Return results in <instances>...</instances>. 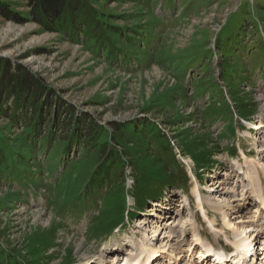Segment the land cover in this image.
Returning a JSON list of instances; mask_svg holds the SVG:
<instances>
[{"label":"rangeland","instance_id":"obj_1","mask_svg":"<svg viewBox=\"0 0 264 264\" xmlns=\"http://www.w3.org/2000/svg\"><path fill=\"white\" fill-rule=\"evenodd\" d=\"M4 1L28 15L27 0ZM92 1L135 53L0 15V56L40 74L53 95L43 99L44 120L31 107L22 114L36 121L27 131L13 112L0 114V264H101L103 255L111 264L135 243L176 244L177 236L182 256L154 252V264H201L194 215L203 241L231 251L233 229L214 210L205 218L194 189L219 203L255 196L257 175L251 184L236 172L247 170L241 151L264 163V130L249 134L264 114V0ZM66 107L82 119V137L97 140V132V144L73 138L61 151ZM117 122L137 123L126 144L106 140ZM33 149L37 156L27 158ZM239 205V215L228 213L234 225L262 224L252 200Z\"/></svg>","mask_w":264,"mask_h":264},{"label":"trees","instance_id":"obj_2","mask_svg":"<svg viewBox=\"0 0 264 264\" xmlns=\"http://www.w3.org/2000/svg\"><path fill=\"white\" fill-rule=\"evenodd\" d=\"M26 7L29 11L28 15L14 10L11 3L0 0V15L20 24L33 21L39 24L43 31L57 32L63 29L64 34L67 36L71 35V37L84 33L91 42H96L100 38H107L106 42L111 45L110 47H114L117 52L121 51L128 56L135 53V46L126 44L123 39L125 30L121 29L122 27L113 25L108 20L107 14L95 6L92 0H27ZM131 30L135 32L134 29ZM47 94L53 97L51 89L44 83L40 74L32 73L27 67L15 65L10 58L0 56V114H3L5 108L9 112H13L11 114L17 116L18 121L27 123L25 127L27 131L33 127L36 121L33 119V121L27 122L28 120L22 114L29 113L28 109L31 107L30 116L38 120H44L46 115H48V111H44L45 108L42 103L45 102L43 99L46 98ZM59 109L57 108L58 111L54 109V111L60 112ZM63 111L67 113L66 116L69 118L64 127L67 131L65 138H68V140L62 141V144L65 143V145L61 151L65 150L66 152L69 147L66 144L73 138H78L80 141L82 139L84 141L88 140L89 145L98 143L101 138L98 139L97 132H95L97 140L95 138L82 137V133H80V122L82 119L75 114L72 107H66ZM12 120L11 118L8 122L16 121ZM147 124L150 125L149 122ZM136 125L137 123L135 122L130 125L121 122L113 123L111 125L113 127L112 133L106 136L108 144L111 142H116L119 145L128 143V140L131 139L130 134H136ZM25 135H28V133H25ZM140 135L139 133L136 135L137 138H140L139 141L144 140L145 138L140 137ZM2 137L4 135L0 133V142ZM24 140L27 141L28 139L24 138ZM46 140L41 137L33 143ZM27 143L30 145L29 141ZM100 146L103 147V145ZM102 147H100L99 152H103ZM35 156H37V152L33 149L26 157ZM26 162L21 158L18 163L25 167Z\"/></svg>","mask_w":264,"mask_h":264},{"label":"bare ground","instance_id":"obj_3","mask_svg":"<svg viewBox=\"0 0 264 264\" xmlns=\"http://www.w3.org/2000/svg\"><path fill=\"white\" fill-rule=\"evenodd\" d=\"M260 100H262L261 102L263 103L262 112L264 113V98L260 97ZM261 119L262 120H260V122L258 124L259 125L258 129L264 130V114H263ZM250 133L251 132H249V134ZM258 139H261V138H258ZM259 147L263 149L262 150V153H263L262 156L263 157H261V158L264 159V143H262ZM241 156H242V159L244 160V165L247 166V170L244 169L243 166L237 165L238 171L236 173L239 172V175H241V174L246 175L245 177L247 178L248 181L251 182V184L254 181L255 174L257 175L256 177H258V185L254 191L255 196L252 194L247 195V192H246V194H244V195L241 194L240 197H238L237 199H233L234 197L230 196L229 197L230 200L228 202L226 201V203L225 202L219 203L220 200H213V199L210 200L209 198H206L205 195L203 194V192L198 187H195V189H194V196L196 198L197 207L203 212V214L207 220H209L208 217L212 214L213 210L216 213H220V214L224 215L223 219H224L225 227H227L230 230L233 229L234 236H235L234 241H231L230 239H228L227 241L236 249V253H239L241 251L253 253L255 242H256V246L258 248H260V250L264 249V230L262 229L264 223L258 224L259 219L258 220L256 219V220H251V222L255 223V226H253L252 223L247 224V225L243 224L241 226H237L236 224L234 225L231 220H229L228 213H230V210L233 209L235 211L234 214L239 215L240 208H241L239 203H241L242 201L246 202L247 200H252V202L254 203V206L257 209L256 213L258 210H259L258 211L259 213H262L264 211V163L261 164V163L257 162L256 160L250 158L244 151H241ZM235 167H236V165H235ZM225 176H228V174H225ZM221 182H222V180H221ZM222 185H223V183L220 185V188L222 187ZM246 187H247L246 185L242 184V188H244L243 191H245L247 189ZM223 191H224V189L221 190V192H223ZM187 201H189L188 198H187ZM233 201H234V203L238 202V205L237 204L236 205L230 204ZM155 205L159 206L160 204L156 203ZM256 213H254V214H256ZM160 217L162 218V216H160ZM192 218H194V219L192 220V223L190 221L191 224L189 225L190 230H192V234L190 235L191 239H192V243L195 246L201 247L199 252H201L200 257L202 258V260L205 259V257H206V259H208V257H210L211 252L215 248L217 249V247L215 246L214 243L210 242L207 239H206V241H203V234L205 232L198 231L195 228L196 224L201 223L202 221L199 218V216H197V215H194ZM215 223H216L215 221L209 222V224L213 227V229H215ZM161 227L162 226H158L157 228H155L154 232L156 234L159 233ZM170 230H171L170 233L173 235V233H174L173 228H170ZM176 238H177L176 244H173V242L172 243L169 242L167 245L163 244L164 246L158 245L159 244L158 242H152V244H150V245L146 244L145 241H142L140 243H135L134 244L135 248H133L131 255L128 254L127 256H124V258H123L122 256H120V254L118 255L115 253L112 255L113 256L112 258H114V260L111 264H146V263L149 264L151 262V260L153 259L152 253L154 254V252L157 253L158 257L159 256L162 257L164 253H168V252L171 253L172 258L176 255H179V254L181 257L182 253H177V252L181 251L183 249L182 245H183L184 241L183 240L181 241L180 237H178V236ZM78 246H79V250H81L83 248L82 244H78ZM154 246H155V248H154ZM69 249H70V247H69ZM218 250L225 252V250H227V249H225V248L219 249L218 248ZM227 256L228 255L225 252V257H227ZM99 259H102L100 261L101 264H106L105 263V255L100 256ZM144 260H146L147 262L146 261L144 262ZM259 260H261V261H259ZM259 260H258L259 262L257 264H264V252L261 255V258H259ZM206 261L207 260H203L202 263L206 264ZM92 262H93V260L91 258H86V260L83 262V264H91ZM228 264H234V263L231 262Z\"/></svg>","mask_w":264,"mask_h":264}]
</instances>
